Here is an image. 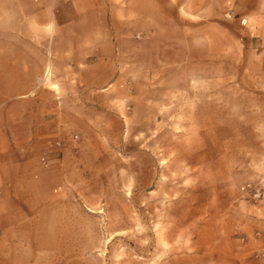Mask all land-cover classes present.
Segmentation results:
<instances>
[{
	"label": "crops",
	"instance_id": "0c3cea01",
	"mask_svg": "<svg viewBox=\"0 0 264 264\" xmlns=\"http://www.w3.org/2000/svg\"><path fill=\"white\" fill-rule=\"evenodd\" d=\"M203 6L206 0H0V239L18 238L32 221L61 223L74 205L69 192L86 179L117 184L124 174L126 192L160 184L165 169L159 155L143 151L147 134L123 168L110 161L116 153L89 143L103 147L104 136L117 133L111 123L131 137L133 90H150L141 80L150 78L149 64L165 61L166 39L180 61L183 16ZM121 77L125 89L114 90ZM141 100L149 109V98ZM260 185L264 196V178ZM244 193L195 214L205 225L194 253L174 264H264V198Z\"/></svg>",
	"mask_w": 264,
	"mask_h": 264
},
{
	"label": "rangeland",
	"instance_id": "374dc122",
	"mask_svg": "<svg viewBox=\"0 0 264 264\" xmlns=\"http://www.w3.org/2000/svg\"><path fill=\"white\" fill-rule=\"evenodd\" d=\"M206 4L183 16L180 61L172 60L166 39L165 61L149 64L150 78L141 80L149 94L133 90L131 137L111 123L117 133L104 136L103 147L89 143V150L116 153L110 161L123 168L124 156L140 152L147 134L143 151L159 155L165 169L160 184L126 192L121 187L130 178L124 174L117 184L86 179L69 192L74 205L61 223L32 221L18 238L0 239V264H174L194 253V237L205 225L195 214L220 210L226 200L244 195V186H261L264 0ZM118 81L121 88L114 90H124L127 80ZM147 97L149 109L141 100ZM131 178L141 184L140 174Z\"/></svg>",
	"mask_w": 264,
	"mask_h": 264
},
{
	"label": "built area",
	"instance_id": "2783aa9c",
	"mask_svg": "<svg viewBox=\"0 0 264 264\" xmlns=\"http://www.w3.org/2000/svg\"><path fill=\"white\" fill-rule=\"evenodd\" d=\"M73 138L74 139H77L78 136L77 135H74ZM44 161H45V159H44ZM242 190L245 191V192H247V193H250L252 195V197L255 198V199H261L262 196H263V193H262L261 188L256 187V186H253V185L244 186L242 188ZM263 256H264V254H263Z\"/></svg>",
	"mask_w": 264,
	"mask_h": 264
}]
</instances>
